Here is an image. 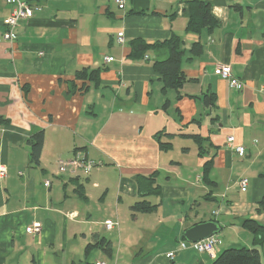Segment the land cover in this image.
I'll use <instances>...</instances> for the list:
<instances>
[{
	"label": "crops",
	"instance_id": "crops-1",
	"mask_svg": "<svg viewBox=\"0 0 264 264\" xmlns=\"http://www.w3.org/2000/svg\"><path fill=\"white\" fill-rule=\"evenodd\" d=\"M26 1L32 15L14 41L4 38L13 6L0 1V264H212L253 247L245 220L264 225V0H202L218 25L200 32L188 29L191 0ZM175 37L186 80L166 88L154 64ZM135 39L148 44L138 56ZM83 68L98 82L79 78ZM41 131L35 165L30 139ZM78 157L94 162L89 173L59 171L60 158ZM154 172L158 190L142 191ZM140 200L155 208L134 211ZM108 220L118 225L107 230ZM211 220L221 225L215 256L184 238ZM34 222L41 232L26 231ZM103 236L109 249L94 244Z\"/></svg>",
	"mask_w": 264,
	"mask_h": 264
},
{
	"label": "trees",
	"instance_id": "trees-1",
	"mask_svg": "<svg viewBox=\"0 0 264 264\" xmlns=\"http://www.w3.org/2000/svg\"><path fill=\"white\" fill-rule=\"evenodd\" d=\"M191 16L189 19L188 29L193 32H200L204 27H209L213 29L218 25V22L210 13L209 4L205 3L202 0H191ZM164 44L169 46L170 56L166 61L156 62L154 67L157 71L162 74L165 87H174L178 88L186 76L181 70V61L183 56V51L180 48L181 42L178 38H171L170 40L164 42ZM133 45V54L138 56L142 54L148 44L142 39H135L132 42ZM79 78L90 77L94 82L99 80V71L92 70L88 71L87 68H83L77 74ZM212 99L214 95L210 96ZM32 145L31 159L35 165H39L41 161V153L44 143V132H38L32 136L30 139ZM167 142H162L164 147L167 146ZM209 163L206 164L204 170V176L206 181L211 182L208 176ZM157 172H154L150 175L140 177V189L148 190L150 192L158 190ZM155 208V205H152L146 200H140L134 203L132 209L134 211H150ZM245 227H247L254 234V246L253 247H231L224 249L217 256H215L212 264H262L261 253L258 248L264 241V225L251 220H245ZM95 245H100L109 249L111 246V241L106 237H100L94 243Z\"/></svg>",
	"mask_w": 264,
	"mask_h": 264
},
{
	"label": "built area",
	"instance_id": "built-area-1",
	"mask_svg": "<svg viewBox=\"0 0 264 264\" xmlns=\"http://www.w3.org/2000/svg\"><path fill=\"white\" fill-rule=\"evenodd\" d=\"M7 4L13 6L11 13L5 19L6 30L4 33V38L9 41H14L16 39V28L19 24V21L24 18H28L32 15L33 8L26 0H0ZM118 5H123L124 0H116ZM118 42L124 41V35L119 33L117 36ZM106 62L111 60L110 56H106ZM217 74L226 79L229 82V85L234 88H241L242 82L233 75L232 68L229 64H220L216 67ZM228 145L238 154L243 155L245 153V147L243 145L235 144V137L233 135L228 136L227 138ZM94 166L93 161H88L81 158H74L71 160H67L64 158H60L58 160V167L60 172H69L76 173L79 170H82L84 173H89ZM6 173L5 166H0V175H4ZM249 180L248 178H242L239 180V184L242 189H245L248 186ZM46 185H50V180L46 181ZM215 213V212H214ZM118 225L117 222L114 221H105L104 226L107 230H112ZM26 231L29 233H39L42 231V225L38 222H34L31 226L26 228ZM221 238L216 233L207 238H204L200 241L191 243L198 252H206L211 256H215L218 250V246L220 244ZM97 264H107L106 262H98Z\"/></svg>",
	"mask_w": 264,
	"mask_h": 264
},
{
	"label": "water",
	"instance_id": "water-1",
	"mask_svg": "<svg viewBox=\"0 0 264 264\" xmlns=\"http://www.w3.org/2000/svg\"><path fill=\"white\" fill-rule=\"evenodd\" d=\"M221 230V225L216 221H206L195 224L188 228L184 234V238L189 243H194L207 238Z\"/></svg>",
	"mask_w": 264,
	"mask_h": 264
},
{
	"label": "rangeland",
	"instance_id": "rangeland-1",
	"mask_svg": "<svg viewBox=\"0 0 264 264\" xmlns=\"http://www.w3.org/2000/svg\"><path fill=\"white\" fill-rule=\"evenodd\" d=\"M105 236H106V237H110V238L114 239V238L111 236V234H110V233H106V234H105ZM89 263H90V260H89Z\"/></svg>",
	"mask_w": 264,
	"mask_h": 264
}]
</instances>
